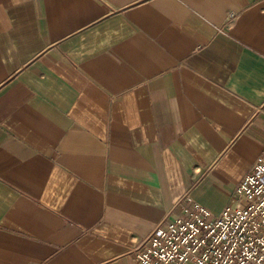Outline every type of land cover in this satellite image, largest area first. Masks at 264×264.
<instances>
[{
  "label": "crops",
  "instance_id": "1",
  "mask_svg": "<svg viewBox=\"0 0 264 264\" xmlns=\"http://www.w3.org/2000/svg\"><path fill=\"white\" fill-rule=\"evenodd\" d=\"M263 151L264 0H0V264H139Z\"/></svg>",
  "mask_w": 264,
  "mask_h": 264
},
{
  "label": "built area",
  "instance_id": "2",
  "mask_svg": "<svg viewBox=\"0 0 264 264\" xmlns=\"http://www.w3.org/2000/svg\"><path fill=\"white\" fill-rule=\"evenodd\" d=\"M215 215L180 199L132 248L139 264H264V151Z\"/></svg>",
  "mask_w": 264,
  "mask_h": 264
}]
</instances>
